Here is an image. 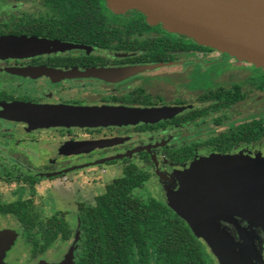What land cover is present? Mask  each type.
Masks as SVG:
<instances>
[{
    "label": "flooded vegetation",
    "instance_id": "flooded-vegetation-1",
    "mask_svg": "<svg viewBox=\"0 0 264 264\" xmlns=\"http://www.w3.org/2000/svg\"><path fill=\"white\" fill-rule=\"evenodd\" d=\"M91 2L0 0V38L30 41L11 54L0 48V205L27 202L36 212L34 198L43 181L69 177L73 184L75 211L54 208L42 219L65 215L72 235L57 241L66 242L67 251L61 258H44L56 241L36 257L31 251L33 264L59 262L72 247L77 264L81 213L127 172L149 176L134 195L146 192L167 206L166 193L181 188L177 174L203 158L234 155L264 161L263 68L151 24L140 12L115 14L105 0L93 1L99 5L92 14ZM230 59L251 66L254 75L244 69L243 77L237 65L226 75L213 73ZM27 106L110 118L139 110L177 111L153 122L48 126L35 122L39 112ZM108 168L117 174L109 183ZM92 186L99 191L86 195ZM202 197L187 204L199 210ZM203 202L200 212L216 213L207 223L225 233L226 245L238 257L264 264V225L229 210L214 212L208 200ZM72 212L78 214L75 227L67 218ZM7 216L12 215L0 214ZM10 251L5 264H10Z\"/></svg>",
    "mask_w": 264,
    "mask_h": 264
},
{
    "label": "water",
    "instance_id": "water-1",
    "mask_svg": "<svg viewBox=\"0 0 264 264\" xmlns=\"http://www.w3.org/2000/svg\"><path fill=\"white\" fill-rule=\"evenodd\" d=\"M105 1L107 7L115 14H125L131 10L140 12L151 24H163L171 33L184 35L200 45L214 48L264 69V0ZM39 42L37 44H40ZM48 43L50 42L43 41V45ZM26 45L29 46L30 41L25 38H0V48L4 52L2 54H11L8 51ZM27 109L33 113L39 112V117L34 121L39 125L48 126L153 122L177 111L139 110L126 113V116L110 118L92 116L89 115L92 111L78 109L48 110L31 106H27ZM176 177L181 188L177 192H167L164 201L187 221L199 240L207 243L218 263L253 264L238 257L226 245L225 233L207 223L208 219L215 218L216 213L212 215L200 211L206 206L203 201L208 200L214 212L229 210L264 225V161L243 160L234 155H211L195 162L191 169L177 174ZM190 184H196V188H190ZM204 192L214 194L200 196V193ZM197 196H203L200 200L203 206L199 210L192 209L187 204ZM18 237L16 230H0V264H5L4 259ZM74 251L75 247H72L59 262L41 260L37 264H73Z\"/></svg>",
    "mask_w": 264,
    "mask_h": 264
},
{
    "label": "trees",
    "instance_id": "trees-1",
    "mask_svg": "<svg viewBox=\"0 0 264 264\" xmlns=\"http://www.w3.org/2000/svg\"><path fill=\"white\" fill-rule=\"evenodd\" d=\"M91 1L93 14L99 3ZM148 177L139 170L127 172L107 186L94 206L85 207L77 264H216L184 219L157 198L134 195ZM0 214L20 222L34 257L72 235L64 214L44 221L27 202L0 205Z\"/></svg>",
    "mask_w": 264,
    "mask_h": 264
},
{
    "label": "rangeland",
    "instance_id": "rangeland-1",
    "mask_svg": "<svg viewBox=\"0 0 264 264\" xmlns=\"http://www.w3.org/2000/svg\"><path fill=\"white\" fill-rule=\"evenodd\" d=\"M218 57H221V55H218ZM234 65H237L236 67H238L237 70L235 71H238V74L242 73L243 77H245V74L248 73V71L243 73L244 69L249 70V77L254 75V71H255L254 68H252L249 65L247 66V64L234 61L232 59L225 60V62L223 63H219L217 66L214 67L213 73L219 76L221 74L226 75L229 71L233 72ZM106 170L108 171L106 181L107 183H109L112 181V178L117 176V174L111 175L110 172L112 171V169L110 168ZM69 180H71L69 177H67V179H63V180L58 179L56 181L45 180L42 182V184L38 186L37 194L34 198V201H35L36 212L39 215L40 219L46 220L48 217H50L54 213L53 211L54 208H56V210L57 209L67 210L68 208L69 209L72 208V210L75 211V208H73L74 207L73 184L71 185L70 182H68ZM95 188L96 186H92L90 189L88 188L85 194L91 196L92 193H94V191L98 192L99 190L97 189L98 190L97 191ZM136 195L141 196L142 198H148V195L150 194H147L146 192L142 193V191H140V192H136ZM167 206L171 208V206L168 203ZM77 217L78 214L76 212H72V214L67 215L69 222L74 227L77 224L76 222ZM0 223L1 226L12 230L16 229V231L18 230L17 232L19 233L18 240L16 241L12 250L8 254V258H11L9 261L10 264H33V260H32L33 257L31 256V247L26 243L25 239L23 238L21 234L22 233L21 227L18 221L12 216H7L4 218H0ZM201 241L207 247V250L209 249L211 251L207 243L204 242L203 240ZM67 247L68 244H66V242L57 241L53 245V247L45 253L44 258H46V256H48L47 258H53V259L61 258L63 250H65L66 252ZM40 258H43V256H41ZM214 260L216 262L217 259L214 258ZM216 264L219 263L216 262Z\"/></svg>",
    "mask_w": 264,
    "mask_h": 264
}]
</instances>
